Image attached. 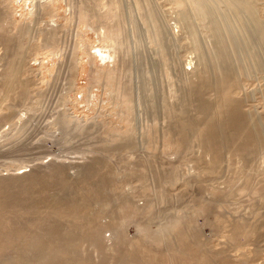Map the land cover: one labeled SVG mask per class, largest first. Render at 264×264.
Here are the masks:
<instances>
[{
	"label": "rangeland",
	"instance_id": "1",
	"mask_svg": "<svg viewBox=\"0 0 264 264\" xmlns=\"http://www.w3.org/2000/svg\"><path fill=\"white\" fill-rule=\"evenodd\" d=\"M35 1L0 0V38L2 35L12 39L14 37L9 47L10 53L16 49L14 47L17 46V37L21 39V45L23 44L20 55L22 68L16 74L20 88H15L13 95L7 96L3 101L0 117L6 118L14 114L17 118L26 117L22 121L26 128L17 132L15 147L8 145V151L0 153L2 179L9 184L20 183L18 175L21 172H28L39 162L51 158L79 162L83 164L80 169L84 171H89L93 163L102 161L97 171L101 177V185L105 186L106 198L109 199V208L106 207L108 211L104 207L102 210L105 219L116 223L120 235H113L108 245L111 247L110 243H113V246L120 249H109L93 255L90 249L77 245L82 256L90 255L96 262L100 257L110 260L112 254L113 259H116L119 250L125 252L130 241L131 254L145 253L155 260H183L198 252L210 264H221L219 260L223 257L237 264H264V182L241 183L244 180H254L251 174L264 168V126H261V143L244 149V152L237 151L239 154L228 155L223 152L212 169H206L205 164L209 160L203 156L200 142L194 136V127L200 123L197 120H204L210 115L209 107L213 104L212 96L215 92L209 88L195 94L197 96L192 95L191 85L184 80L185 70L195 77L198 66L197 53L193 51L195 44L187 39L185 31H178V27H175L176 38L167 37V43L161 51V46L149 42L145 24L135 8H132L133 5L128 3L130 8L126 11L127 16L136 18V33H130L128 46L135 49L130 50L128 57L125 55L127 66L131 65L128 67L130 73L128 70L123 72L120 82L125 86L128 84L135 100L132 102L129 99V102L117 104V93L113 91L116 88L115 82H106L105 74L94 72L88 61L90 57L84 54L83 48L80 49L82 41L89 42L88 49H92L91 51H97L101 43L110 46L101 38L96 22L85 20L80 25L75 19L76 12L71 11L72 8L68 6L71 0H58L54 3L41 0L43 5L38 7V12L36 10L31 17L25 18ZM250 1L255 7L250 14L256 18L257 29L263 30L264 0ZM169 4L163 2V8L159 10L165 16L163 22L166 26L169 23L173 26L178 19V12ZM222 11L227 14V20L233 19L232 12L226 7ZM189 13V26L194 27L196 42L205 49V56L213 55L208 49L217 47V43L214 44L216 40L210 39L213 34L205 28L206 24L203 25L205 21L193 14V10L190 9ZM138 18L141 23H138ZM50 25L55 27L56 35L55 40L46 45L41 32L46 27L50 28ZM127 27L128 32L131 31V25L127 24ZM251 30L252 39L255 40V28ZM239 34L236 28L235 32L225 34L222 41V45L231 55V61L225 63L230 71L248 66L246 57L249 47ZM236 38L240 39V43L235 47L231 43ZM0 49L2 72L6 71L8 65L4 62L5 49L2 43ZM107 52L109 58L106 60L98 56L97 64L113 67L115 59ZM257 53L259 56L264 55L259 48ZM77 56L83 58L79 65ZM215 61L206 59L207 64L209 62L210 67L212 66L211 71L217 70L218 63L215 64ZM13 62L18 60L14 58ZM263 65L264 59L259 67L260 71L253 66L254 68H248L249 73L242 72L234 80L237 87L235 84L232 87L233 95L238 97L237 104L246 109L247 122L255 116L260 118L262 113L264 115ZM214 86L218 88V84ZM202 104H205L204 108ZM197 108L199 111L204 110L200 114ZM67 109L72 116L78 118L74 119L77 123L87 126L78 132L79 127L75 125L71 129L74 133L68 134L70 140L64 139L61 134L58 136V132L54 133L58 126L52 123L61 112L66 113ZM179 114L181 118L184 116L182 120ZM4 122L3 126L8 127V118ZM185 122L188 124L185 125ZM167 129H172L171 134L166 133ZM247 152L249 154L245 155ZM244 161L245 166L242 165ZM242 166L244 171L246 169L245 174ZM242 174L244 178H241ZM9 187L16 189L11 185L7 189ZM50 187L52 192H58V196L78 198L81 193L80 186L70 192L69 183ZM133 201L140 207L133 204ZM93 209H97L99 223L102 218L101 205H96ZM235 226L245 229L246 233L238 235L234 230ZM111 232L104 231L106 236H110ZM197 239H201L203 243ZM180 250L186 254L180 253ZM234 255H240L241 259L235 262ZM96 256L99 258L94 259Z\"/></svg>",
	"mask_w": 264,
	"mask_h": 264
},
{
	"label": "bare ground",
	"instance_id": "2",
	"mask_svg": "<svg viewBox=\"0 0 264 264\" xmlns=\"http://www.w3.org/2000/svg\"><path fill=\"white\" fill-rule=\"evenodd\" d=\"M56 1L58 0H49L46 2L54 3ZM163 2H169V5L174 9V11L177 10L178 12V19L175 24H173L174 27L169 23V28L166 26V23L163 22L165 16L159 10L160 8H163L161 6ZM128 3L133 5L132 8H135L136 13L140 15V19L145 24V31L147 33L146 36L149 38V42H153L158 46H161V51L164 50L163 46L167 43H165L167 37L172 39L176 38L177 33L175 27H178V31H185L184 33L187 39L189 38V41L191 40L192 44H195L193 51L197 53V56H195L198 60L197 70L194 73L195 77L191 76L193 75L191 72L185 70L184 80L191 85L192 95L199 94L209 88H211L212 92H215L216 94L213 95L214 99L212 96L213 104L211 107H209L210 105L207 106V108L209 107L210 109V112L208 110L210 115L207 118H204V120L203 118L202 120L197 118L202 122L197 120L196 122L200 123H198L197 127H194V136L196 140L200 142L203 156L209 160L205 164L206 169L211 170L214 163L222 157L221 154H223V152L228 155L235 153L239 154L240 152L238 153L237 151H243L254 144H258L259 142L261 143L263 139L261 126H264L263 113L260 118L255 116L252 119L249 118L251 121L247 122L246 109L237 104L238 97L232 93L235 78L240 74L249 73L250 69L248 70V68L253 66L258 68L260 71L259 67L264 59V57H261L264 55L259 56L257 53L258 48L264 52V28L263 30H260L257 29L258 26L256 27V18H253V14H250L255 8L254 5H252V2L250 0H71L68 6L72 8L71 11L76 12L77 18L75 16V19L79 21V24L81 25L85 20H89L93 23L96 22L95 24L97 30H99L101 34V38L103 41L106 40L110 45L107 47L105 44L101 43V46L97 48V51H91L92 49H88L89 42L84 43V41H82L83 44L81 45L80 42V49L82 50L83 48L84 54H88L90 57L88 61L91 63V68L94 72L105 74L106 82H115L116 88H114L113 91L117 93H115V98L119 100L117 101V104L129 102V99L131 101L135 100L133 91L127 87L128 84L125 86L120 82L121 74L123 72L125 73V71L131 66H127L125 62V59L130 55L129 52L132 49L128 46L129 35L130 33L132 35L136 33V18L130 15L127 16L128 12L126 11L130 8ZM42 5L43 1L36 0L24 17H31L38 7ZM223 7H226V9L232 12V20H227L225 18L227 14L222 11ZM190 9L193 10V14L196 15V17L205 21L203 25L206 24L205 28L213 34V36L210 35V39L214 38V40H216L214 44L217 43V47L213 46L212 50H210L211 48H208L209 51H212L210 53L213 55H206V57L203 54L205 49L203 50L199 47V44L196 42L195 30L193 29L194 27L192 28L189 26V24H191V15L189 13ZM140 19L138 20V23H141L139 22ZM127 24H130L132 27L129 32L127 30L129 27H127ZM260 24L263 25L261 21ZM50 26V28L46 27L41 32L46 45H49L52 40H55V27L53 25ZM236 28L240 33L239 35H242L243 40L246 42L245 44L248 45L247 47H249L246 57L248 66L245 68L241 67L237 71H230V68L225 63L228 60L231 61V55L224 45H222V41L223 38H225V34L235 32ZM251 28H255V40L252 39ZM197 29H199V27ZM203 32L206 33L204 30ZM207 35L208 34H206V36ZM57 37L58 36H56V38ZM242 37H240L241 40ZM13 39L12 37H4L3 35L2 38H0V43H2V46L5 49V53L3 54L5 55L4 59L6 60L4 62H6L5 65H8L6 71L0 72V110L3 108L2 103L6 97L12 96L15 88H20V82L16 77V74L21 67L20 55L22 54L21 47L23 44L21 45V39L17 37V46L14 47L16 49L10 53L9 47H11V43L14 41ZM59 39L60 38H58V40ZM84 39L85 38H83V40ZM210 39L207 40L209 41ZM139 40L140 39L138 38V41ZM255 41H257L256 43L259 47L255 45ZM239 43L240 39L236 38L233 39L231 45H235L236 47ZM134 49L132 50L134 51ZM107 51H109L111 54L110 56L115 59V66L113 67H106L104 65L102 67L97 64L98 56L100 58L104 57L105 59L109 58ZM126 54L127 57L125 58ZM14 58H16L18 62H13ZM207 58L216 60L214 63H218L216 64L217 70H210L212 66L210 67L209 62L207 64ZM77 59V65H79V61L83 60V58L77 56ZM190 59L192 60L191 57ZM208 61L211 62V60ZM217 84L218 88L214 86ZM235 86L237 87V84H235ZM208 94H206V97ZM253 94H251V96ZM204 101L206 102V100ZM245 103L247 102L245 101ZM204 105L202 104L203 108ZM200 106L198 107L200 108ZM203 108H201V110ZM199 110L200 109H198V112L201 114L204 109L202 111ZM178 116H180V114ZM250 116H252V114ZM183 117L184 116H182V118ZM7 118L9 120V124L8 127H4V119L6 120ZM25 118L26 117L23 116L17 118V115L15 114L7 116L6 118H3V116L0 117V153L8 151L6 150L8 145H14L15 139L17 138V132L22 128H26V124L22 123ZM179 118L182 120L181 116ZM179 118L177 119L179 120ZM74 119L76 120L78 118L72 116L69 109H67L66 113L61 112L59 117L52 121V123H55L58 126L57 129L54 130V133L58 132V136L61 134L64 139L70 140L68 134L71 132L74 133L71 129H74L75 125L79 127L78 132L87 127L77 123ZM177 119L175 121H177ZM185 120L187 121V118ZM180 123L182 124V122ZM185 123V125L188 124L187 122ZM184 129L187 130V128ZM171 130L172 129H167L166 133L171 134ZM13 147H15V145ZM242 154L243 153L241 152V155ZM246 154H249V152L245 153V155ZM101 163L103 162L101 161ZM101 163H93L92 167L89 168V171H84L80 169L83 164L79 162H66L59 161L56 158H51L48 161L39 162L28 172L27 170H24L21 172L22 174H17L20 183H6L2 179V175L0 176V264H210L209 260L205 259L198 252H195L193 256H187L183 260H179L177 258H158L155 260L145 253L134 252L131 254L132 246L130 241H128V246L125 252H121V250H119L120 253H117L118 256L116 254V259H113L112 254L110 255L112 257L110 260L100 257L99 261L96 262L92 260L93 257L90 255L82 256L81 253H79L80 251H78L77 245L81 248L85 247L90 249L93 252V255H96V253L99 255L109 249H120L113 246V243H110L111 247L108 245V242L113 235H115L114 237H119L120 235L116 223L105 219V214L102 210V207L106 209L108 206L109 208V199L106 198L107 196L104 192L105 186L101 185V177L97 171L98 167L102 165ZM98 164L100 165L96 166ZM242 165H246L245 161L242 162ZM244 166L241 168L242 171H244ZM251 175L254 180H244L241 181V183L251 184L264 182V168L259 172L252 173ZM243 176L244 175L242 174L241 178H244ZM64 183H69L71 188L70 192H73L77 186H80L79 193H81L78 198L66 197L63 195L58 196L57 191L52 192L50 186ZM8 185H11L16 189L14 190L10 187V189H7ZM103 198H105L104 202L102 201ZM133 202V204L140 207L136 204V201ZM96 205H101L100 214L102 218L99 223L97 222V209H93ZM92 206L94 207L92 208ZM107 230H109V232L112 231L110 236H106L104 233V231ZM234 230L238 235H244L246 233L245 229H238L237 226H235ZM113 231L114 234H112ZM197 240L202 241L201 239ZM79 241H81V243H78ZM241 244L242 243H240V245ZM179 252L186 254V252L182 250ZM97 258L99 257L96 256L94 259ZM233 259L237 262L241 259V256L234 255ZM219 261L221 264H237L232 263L227 257H223Z\"/></svg>",
	"mask_w": 264,
	"mask_h": 264
}]
</instances>
